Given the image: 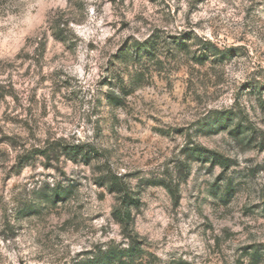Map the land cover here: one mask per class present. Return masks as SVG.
Wrapping results in <instances>:
<instances>
[{"label": "clouds", "instance_id": "obj_1", "mask_svg": "<svg viewBox=\"0 0 264 264\" xmlns=\"http://www.w3.org/2000/svg\"><path fill=\"white\" fill-rule=\"evenodd\" d=\"M22 2L38 18L34 46L58 17L69 32L98 20L102 0H83V17L67 0ZM165 3L181 7L184 16L170 15L171 9L156 16L153 8L127 30L117 26L113 43L85 61L88 75L72 82L79 95L74 111L55 125L30 121L15 151L0 155V264H96L101 253L107 264H155L150 245L156 241L138 233L126 209L135 207L138 189L159 184L175 190L192 160L210 173L204 177L212 184L207 201L225 205L221 210L243 226L221 236L219 248L209 234L207 253L193 246L184 259L206 264L216 251L213 260L222 257V264H264V163L246 162L252 153L243 147L250 138L247 120L264 130V0ZM129 11L135 15L125 4L118 18ZM126 37L131 40L121 46ZM8 47L15 53V44ZM2 59L6 67L8 54ZM138 126L149 136H138ZM224 158L230 167L220 166ZM84 192L94 205L96 197L113 193L124 222L114 243L91 254L83 250L113 237L91 234L90 222L79 232L49 223L55 215L75 217V197Z\"/></svg>", "mask_w": 264, "mask_h": 264}, {"label": "rangeland", "instance_id": "obj_2", "mask_svg": "<svg viewBox=\"0 0 264 264\" xmlns=\"http://www.w3.org/2000/svg\"><path fill=\"white\" fill-rule=\"evenodd\" d=\"M67 3L83 17V0H67ZM197 3H203V0H197ZM125 4L135 11V15L129 11L128 16L119 19L117 13L123 15L120 8ZM153 8L156 16L168 9H171L170 15L184 16L181 7L172 9L171 3H165V0H102L95 9L98 20H93L91 24H77L75 31L69 32L61 26L67 21L58 17L46 33L40 34L33 46L38 19L35 9L29 10L22 0H0V132L3 133L0 135V155H11L9 149L15 151L19 138L30 132L31 124H35L37 119L44 124L55 125L65 111H74L79 95L72 89V82L79 83V77L88 75L85 61L89 55L103 53L105 46L113 43V32L117 26L127 30L131 27V20L146 19L142 13H151ZM187 11L190 14L192 9ZM130 40L131 37H126L121 46ZM12 44L16 46L15 53L8 47ZM233 47L243 48V45ZM25 48H30V51L25 52ZM6 53L8 62L4 67L2 57ZM13 60L19 71H16ZM259 91L264 92V85L259 86ZM259 107L264 114V104ZM247 126L251 136L245 139L243 147L252 155L246 162L258 160L264 163V130L256 128L251 120H247ZM129 131H125L126 136ZM149 134L148 129L138 126V136L146 138ZM188 165V175L177 186L176 197L161 185H149L137 191L141 205L133 210V223L138 233H146L156 241L154 246L150 245V255L156 256L155 264H193L184 259L192 254L191 247H199L202 254L207 253L211 247L208 244L209 234L219 248L221 236H227L231 229L243 226V222L232 213L221 210L225 205L207 201L206 194L212 188V184L204 179L210 175L204 170L207 165L197 160L189 161ZM112 197L113 193L98 196V203L94 205L88 192L77 194L76 216L55 215L49 223L58 225L61 230L71 225L74 232H79L90 222L94 227L91 234L102 238L111 236L113 240H96L83 252L91 254L94 250H101L103 245L114 243L117 234H122L120 225L112 218L115 208ZM205 203L208 207L204 206ZM94 206L101 210L93 212ZM35 243H39V237ZM76 254L80 255L81 251ZM216 255V251H212L211 256H206V264H222V257L213 260Z\"/></svg>", "mask_w": 264, "mask_h": 264}, {"label": "trees", "instance_id": "obj_3", "mask_svg": "<svg viewBox=\"0 0 264 264\" xmlns=\"http://www.w3.org/2000/svg\"><path fill=\"white\" fill-rule=\"evenodd\" d=\"M251 135H249L250 137ZM262 146L264 147V144L262 143ZM39 151V150H38ZM220 166L221 167H224V168H228L230 167L229 165V161L227 158H224L220 161ZM189 167V165L187 166ZM156 185H159V184H156ZM161 186H164L168 189V191L176 197L177 195V189L175 190H172L171 188H169L167 185H161ZM116 195H120V193H115ZM132 199L135 201V207H132L130 209H126V213L127 215L131 218L132 222L134 221V215H133V210L136 209V208H139L140 205H141V199L138 195V193L132 197ZM112 218L120 225L121 229H122V232H123V229H124V222L123 220L117 215V209L113 208L112 210ZM123 215V214H121ZM101 251H103V249H101ZM112 258L115 260V259H118V255L113 253L112 254ZM96 264H107V260L106 258L104 257V254L101 253L98 257H97V261H96Z\"/></svg>", "mask_w": 264, "mask_h": 264}]
</instances>
